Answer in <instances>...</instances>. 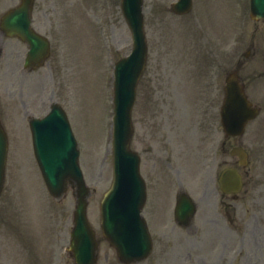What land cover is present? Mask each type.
Instances as JSON below:
<instances>
[{
    "label": "rangeland",
    "instance_id": "obj_1",
    "mask_svg": "<svg viewBox=\"0 0 264 264\" xmlns=\"http://www.w3.org/2000/svg\"><path fill=\"white\" fill-rule=\"evenodd\" d=\"M176 0H145V17L146 31L150 46V68L148 73H152L157 78V85L160 88L158 93L161 97L171 94L179 103L176 111V118L179 127L188 122L186 118V103L184 95L193 93L191 87L193 84L188 83L189 79L198 73V68L203 64L210 63L220 59L219 51L216 46L222 45V42L228 38L230 33L237 26V18L240 12L249 20L250 0H194V11L187 16L179 17L170 12L169 6ZM20 0H0L1 5L11 8L18 5ZM83 4V15L86 18L87 25L91 34L101 45L103 52V62L98 59L96 54L97 45L93 43L90 36L89 28L83 25L81 21H77L72 15L69 19L68 35L69 48L74 53L79 63L82 64L81 73L78 77L82 81L78 91V104L81 110L75 111V81L71 87L68 78L61 75L62 67L58 62L50 68L42 69L32 75L30 80L24 82L25 85L20 87L22 98L26 101L35 100V107L48 108L53 102L61 103L68 109L71 115V121L78 134L83 132L85 139L90 142L79 139L82 157L81 163L85 171L87 181L91 186L89 216L97 233L100 235V201L104 192L110 186L112 180V161L111 154L109 160L105 162L102 152H95V145L107 139L109 110L110 106L105 100L107 88L103 85V80L107 71V62L109 67V82L112 88V75L114 62L129 53V47L132 43L130 31L123 18L121 11V0H78ZM61 0H40V8L38 9V17H41L40 25L48 26L49 22L45 18V14H49L53 22V35L60 34L59 13L55 6L60 4ZM1 11V12H2ZM2 14V13H1ZM239 27H237L238 30ZM235 30L233 33H235ZM248 32H251L252 25L247 26ZM212 32V33H211ZM62 35V33H61ZM213 36L217 38L213 42ZM57 39V38H56ZM213 43L215 47L213 46ZM57 54L65 53L67 59V67L71 66L72 73L75 71L76 61L72 52L67 46L59 41L56 42ZM184 46V47H183ZM127 47V49H125ZM22 50L23 47L21 46ZM181 48H183L181 50ZM11 49V48H10ZM107 51V52H106ZM240 51L239 48L233 52V57ZM108 53V56L105 54ZM231 57V56H230ZM59 59V57H58ZM188 61L190 78L184 73L181 64ZM99 62V67L94 73L92 68ZM100 63L102 65L100 69ZM77 64V63H76ZM105 67V73L104 68ZM12 64L6 65L5 72L11 75ZM69 69H67L68 73ZM10 81L11 78H8ZM5 80V84H10ZM183 81L186 86H181ZM4 85L0 94L2 96V116L7 125L9 124L13 133L19 132L23 127L24 121L21 120V114L14 111L12 99L4 93ZM176 85V86H175ZM195 90L198 88L195 87ZM74 93V94H73ZM21 94V93H20ZM0 96V97H1ZM137 111L142 110V102L139 99L137 103ZM145 113L151 114L149 109ZM172 113V112H171ZM171 113L168 114L171 117ZM136 115V112H135ZM167 116V111L164 119ZM191 122V121H190ZM8 125V126H9ZM196 127L199 121H195ZM143 127V123L140 124ZM16 146L19 161L23 159V171L19 166L16 167L14 175L11 176L12 184L6 183V188L0 202V264H30L29 259L37 260L38 264H73L70 255H67L64 247L69 241L72 229L73 211L76 205V198L71 191L64 198L56 200L51 198L48 207L41 212L45 224L42 225L40 217L41 207L46 206L47 191L43 182L33 167L30 152L26 144V140L16 138L13 140ZM91 153L95 158L92 157ZM107 153V152H106ZM106 159V157H105ZM13 161L11 165L13 167ZM106 164V167H105ZM215 176V173L214 175ZM203 180V177H199ZM17 183V186H16ZM211 186V191L203 193L202 203L207 204L210 208L218 206L220 203L219 193ZM17 188V195L16 188ZM216 187V185H215ZM176 188L171 182H161L157 191L150 194L151 206L155 209L159 217L163 218L166 214L170 218L172 211V198ZM14 197V201H13ZM23 213H22V210ZM213 211V209L211 208ZM29 224L28 231L32 235V242L35 251L38 249V239L44 236L45 243H48V235H50V251L52 261H43L39 259V255L33 250H29L31 243L27 242L25 237L30 240L27 233L26 223L23 222L21 216ZM46 234V235H45ZM218 251V250H217ZM156 254V253H155ZM154 254V255H155ZM101 264H118L116 262L115 253L108 247L106 243L102 245ZM154 260V257L152 258ZM217 260H219L217 258ZM139 264H151L149 261Z\"/></svg>",
    "mask_w": 264,
    "mask_h": 264
},
{
    "label": "water",
    "instance_id": "obj_2",
    "mask_svg": "<svg viewBox=\"0 0 264 264\" xmlns=\"http://www.w3.org/2000/svg\"><path fill=\"white\" fill-rule=\"evenodd\" d=\"M141 0H128V4H127V11H128V15L130 17V19L134 22H138L139 20V15L137 13V8H138V4L140 5ZM24 16H27V13H23ZM131 64H134V59L132 58L131 60Z\"/></svg>",
    "mask_w": 264,
    "mask_h": 264
}]
</instances>
